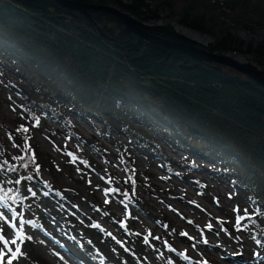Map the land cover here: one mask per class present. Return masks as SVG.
<instances>
[{
    "label": "trees",
    "instance_id": "16d2710c",
    "mask_svg": "<svg viewBox=\"0 0 264 264\" xmlns=\"http://www.w3.org/2000/svg\"><path fill=\"white\" fill-rule=\"evenodd\" d=\"M70 1L114 7L169 40L222 55H247L261 66L264 77V38L240 37L242 31L264 30V0ZM161 11L165 24L145 23ZM173 22L212 41L198 43L177 32ZM123 24L116 14L88 9L86 15L57 0H0V57L10 62L12 75L22 83L16 93L25 122L13 133L14 151L0 155V196L7 193L10 210L23 211L59 244L75 237L85 264H94L92 252L97 264H128V256L140 264L138 252L150 243L138 238L133 225L123 219L118 235L93 227L98 223L77 216L73 203L68 210L67 195L38 171L39 152L30 142L29 123L36 124L41 115L58 123L67 137L84 142L70 117L94 119L107 137L119 138L116 159L124 176L109 183V173L103 180L107 188L121 189L107 196L128 213L133 208L145 212L137 197L135 154L155 153L164 172L175 174L168 148L183 153L178 167L185 174L209 164L214 177L237 190L251 214L242 222L244 228H254L250 237L264 253V88L229 66L123 33ZM64 154L71 165H93L79 148Z\"/></svg>",
    "mask_w": 264,
    "mask_h": 264
},
{
    "label": "rangeland",
    "instance_id": "374dc122",
    "mask_svg": "<svg viewBox=\"0 0 264 264\" xmlns=\"http://www.w3.org/2000/svg\"><path fill=\"white\" fill-rule=\"evenodd\" d=\"M164 14L161 11L159 17L145 23L163 25ZM172 25L177 32L188 38L190 37L186 33L196 35L198 39H190L198 43L207 45L212 41L209 36L176 22ZM122 32L126 30L122 29ZM240 37L245 41L251 38L260 40L264 38V30L255 28L253 32L242 31ZM231 54L240 62L248 63L257 70L261 69L249 56ZM10 67V62L0 57V155L14 151L13 133L17 134V124H25L20 115V99L16 93V89L22 88V83L12 75ZM70 119L84 142L76 137H67L58 123L41 115L37 119L39 123L37 120L36 124L29 123L30 142L39 152V174L67 195L66 208L71 210L74 204L73 212L81 219L92 217L94 222L116 235L118 224L125 219L138 232L139 239L148 236L150 247L144 245L149 250L143 248L138 252L143 258L140 264H264V253L260 252L250 237L254 228L238 229L235 224L236 217L244 214V209L250 212L247 202L227 180L214 177L209 171V164H203L202 168L185 174L178 167L179 163L184 162L183 153L167 148L166 155L171 158L172 169L175 170V174H171L160 167L155 153L152 156L135 154L136 176L140 179L137 197L145 212L133 208L128 213V209L118 204L116 199L107 196L105 189L108 184L103 180L109 173L124 176L116 159L115 143L119 138L116 135L107 137L94 119L86 120L77 116H71ZM78 148L93 162L91 168L82 163L69 164L64 150L75 152ZM19 189L21 193L24 191L23 186H19ZM0 204L3 202L0 201ZM93 205L96 206L95 211ZM236 208H239L238 212L234 211ZM0 211H6L5 216L9 218L15 213L8 207L0 208ZM19 213L24 221L29 220L23 211ZM111 222L115 225L111 226ZM4 223L0 219V225ZM209 224L212 225L211 228L207 227ZM50 228L57 229L52 225ZM21 230L25 238L18 240L17 246L21 248L23 255L14 264H84L74 245L78 241L75 237L69 235L66 245H61L56 238L48 236L41 227L33 223H23L22 227L19 224L17 227L8 224L4 227L3 234L6 238L16 239ZM182 232L187 233V236L181 235ZM205 240L207 243H204ZM181 253L189 259H184ZM91 256L94 264L98 261L100 263L94 252ZM86 263L93 264L89 261ZM127 263L138 264L132 256H128Z\"/></svg>",
    "mask_w": 264,
    "mask_h": 264
},
{
    "label": "water",
    "instance_id": "95a60500",
    "mask_svg": "<svg viewBox=\"0 0 264 264\" xmlns=\"http://www.w3.org/2000/svg\"><path fill=\"white\" fill-rule=\"evenodd\" d=\"M57 1L60 4L70 9L78 10L80 12H83L86 15H87L88 9L101 10V11L109 12L112 14H116L123 19L124 23L128 24V27L126 29L128 33H134L140 36L141 38H143L144 40L148 42H152L160 46H164V47H168V48H172L176 50H182L192 55H196L198 57L206 59L208 61L229 66L235 69L236 71L252 78L255 82H257L259 85H261L264 88V77L262 76L260 71L240 62L237 59V57L231 53L222 55V54H218L215 52L207 51L204 48H199V47H196L194 45L188 44L183 41L169 40V39L157 36L145 30L144 28L140 27L139 25H137L136 21L132 17H129L128 14L122 13L118 9L111 7V6L102 5V4H94V3L76 2V1H70V0H57Z\"/></svg>",
    "mask_w": 264,
    "mask_h": 264
},
{
    "label": "snow or ice",
    "instance_id": "6c2138e0",
    "mask_svg": "<svg viewBox=\"0 0 264 264\" xmlns=\"http://www.w3.org/2000/svg\"><path fill=\"white\" fill-rule=\"evenodd\" d=\"M37 123H39V121L37 120ZM24 131H27V129L25 128ZM73 155V154H70ZM84 163H87L86 161H84ZM30 178V177H29ZM115 177L114 176H109L108 177V182L112 183L115 181ZM20 180L17 179L14 181L15 184H20ZM91 182V181H89ZM29 192H32V195L35 196L36 193L33 192L31 190V188L27 189ZM9 191H11V189H9ZM121 191V189L119 187L117 188H107L105 189L106 193H119ZM125 195H127V193H124ZM45 195H47V193H45ZM6 196L7 193H5V195L0 196V201H5L4 204H0V208H4L7 207L6 205ZM10 199H15V197H9ZM106 203L108 202L107 200L105 201ZM122 202V201H121ZM234 211H239V208L234 209ZM250 213L248 212L247 209H244V214L243 215H239L236 217V227L242 228V227H246L247 225L243 224L242 222L246 219L250 217ZM0 219L4 220V225H0V264H14V261L19 260L20 256L23 255L21 248L19 246H17V241L18 240H23L24 237V232L23 230L19 231L17 233V237L16 239H9L6 238L5 235L3 234V229L6 225L11 224L12 227H17L18 224L22 227L23 223H33V221L28 220V221H24L22 214L19 212H15L13 217L9 218L7 216H5V213L0 211ZM93 227H100L99 224H94L92 225ZM123 226V225H122ZM208 228H211L212 225L209 224L207 225ZM109 235H111V233H109ZM181 235H185L187 236V233H181ZM27 239H31V237H27ZM158 239V237H157ZM148 238L145 237V243H147ZM122 243V242H119ZM204 243H207V241L205 240ZM257 243H260V241H257ZM170 247V246H169ZM194 247V245H193ZM173 251H175V249H172ZM181 256H183L184 259H189L188 256L184 255V253H181Z\"/></svg>",
    "mask_w": 264,
    "mask_h": 264
},
{
    "label": "bare ground",
    "instance_id": "6f19581e",
    "mask_svg": "<svg viewBox=\"0 0 264 264\" xmlns=\"http://www.w3.org/2000/svg\"><path fill=\"white\" fill-rule=\"evenodd\" d=\"M127 27H128V24L127 23H125V25H124V30H126L127 29ZM183 33H186L185 31H183V30H181ZM190 38H197L198 39V37L196 36V35H193V34H191V33H186Z\"/></svg>",
    "mask_w": 264,
    "mask_h": 264
}]
</instances>
